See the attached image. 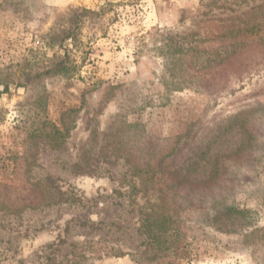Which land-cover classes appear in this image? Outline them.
<instances>
[{
	"label": "rangeland",
	"instance_id": "obj_1",
	"mask_svg": "<svg viewBox=\"0 0 264 264\" xmlns=\"http://www.w3.org/2000/svg\"><path fill=\"white\" fill-rule=\"evenodd\" d=\"M232 1L208 12L200 0H0V183L15 204L27 198L20 210L0 206V264H264V64L214 96L185 85L188 56L174 68L168 47L175 35L224 51L218 18L264 5ZM102 6L100 24L77 42L47 45L74 8ZM65 50L75 72L18 85L28 63ZM199 57L197 69L207 61ZM154 144L169 171L194 164L197 182L218 161V207L248 211L182 210L171 248L151 243L140 212L159 199L135 166L154 157Z\"/></svg>",
	"mask_w": 264,
	"mask_h": 264
},
{
	"label": "trees",
	"instance_id": "obj_2",
	"mask_svg": "<svg viewBox=\"0 0 264 264\" xmlns=\"http://www.w3.org/2000/svg\"><path fill=\"white\" fill-rule=\"evenodd\" d=\"M200 1L202 6L207 8L209 12L214 9L226 8L227 3L232 0ZM237 1L233 0L232 3L237 5ZM104 8L105 6L99 9L74 8L68 16L67 24L58 25L57 28L54 26L56 30L52 29L45 36L47 45L52 48L67 49V41L77 42L83 28L87 24L88 26L100 24L102 16L105 14ZM229 10L226 17L218 18L223 28L221 37L229 41L224 47V51L222 49H216L211 52L200 50L193 42H190L188 46H184L178 44L177 36L169 35L168 37L171 42L168 47H174L170 56V59L172 58L170 63L173 62L174 68L179 66V61H183L184 56H188L187 67L192 72L184 75L185 80L189 81L185 85L188 87H209L212 89L210 92L214 96L222 93L232 75H240L250 71L257 65L264 64V30H262V26H264V5L253 6L241 13H238L233 8ZM254 13L256 17H260L257 23L251 24L250 16ZM256 28L260 30L258 38L254 37V29ZM193 34L190 33L188 35ZM177 53L180 56L175 60ZM200 53L206 55L207 61L203 63L201 68L197 69ZM26 66L28 67L22 73V82L20 80L18 84L20 86L31 85L52 74L68 76L75 72L77 68L68 55L67 50H65L64 54H55L52 58L41 62L28 63ZM5 89H8L7 85ZM58 133L63 136L59 131ZM179 137L175 138V144L178 143ZM159 146V144H154V157L151 160L142 163L141 166H135L138 175L147 176L144 177L147 178L144 179V182H151L152 188L159 199V203H154L148 210L140 212L142 233L151 243L157 245L160 249L171 248L175 243L171 239H174L175 236L177 237L181 231L182 210L210 206L214 212V217L221 214V212L227 215L233 212L243 213L248 211H239L236 206L231 204L218 207V202H221L223 198L217 193L216 187L220 178V169L217 167L218 161L215 160L209 177L204 181L197 182L195 179H189L190 169L194 164L174 172L169 171L164 159L159 156L162 151ZM76 166L78 169H84L79 164ZM179 172L184 173L179 174ZM52 183H54V180L51 178L49 179L50 186H52ZM33 188L30 193H42L36 187ZM58 193V201L69 200L68 197H65V192L58 190ZM19 197L21 203L15 204L12 200L10 187L0 183V206H11L18 210L23 209L27 205V198ZM45 197L41 195V202H44Z\"/></svg>",
	"mask_w": 264,
	"mask_h": 264
}]
</instances>
